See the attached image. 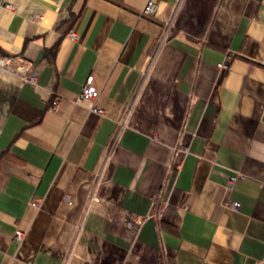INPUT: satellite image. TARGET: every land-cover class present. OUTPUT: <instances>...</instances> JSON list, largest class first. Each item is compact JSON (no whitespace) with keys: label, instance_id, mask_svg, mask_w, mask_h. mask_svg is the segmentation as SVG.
<instances>
[{"label":"crops","instance_id":"1","mask_svg":"<svg viewBox=\"0 0 264 264\" xmlns=\"http://www.w3.org/2000/svg\"><path fill=\"white\" fill-rule=\"evenodd\" d=\"M147 1L0 7V264H264V0Z\"/></svg>","mask_w":264,"mask_h":264},{"label":"built area","instance_id":"2","mask_svg":"<svg viewBox=\"0 0 264 264\" xmlns=\"http://www.w3.org/2000/svg\"><path fill=\"white\" fill-rule=\"evenodd\" d=\"M2 6H6V7H11L10 4H7L4 2V0H0V7ZM158 10V5L154 0H148L147 3L145 4V7L142 10V13L144 15H154ZM74 36V35H73ZM15 58L13 57H2L0 58V67H6L8 69H12L13 71L21 74L26 80L27 82L30 83H35L36 79H37V70L34 67H31L29 65H18L16 67L13 66V61ZM232 59V57L230 55H227L224 59V61H222L221 63H219V66L222 68H227L228 66V62H230ZM100 95V92L98 90V88L93 84V78L92 76H90L87 81L85 82V84L82 87V90L79 94V99L82 100H90L92 101L94 104L91 108V110L98 112V113H103V110L96 105V101L98 99ZM57 103V100H55ZM238 175H232L229 179L228 182V187L230 189H232L235 185V183L238 180ZM68 202H70V200L67 198ZM38 199H34L32 200V205L37 206L38 205ZM231 207L238 209L240 207V203L238 201H233L230 204ZM126 225L129 228H133L134 227V221L133 220H127L126 221ZM22 232L20 230H17L16 232V236L15 238L17 240H20L22 237Z\"/></svg>","mask_w":264,"mask_h":264}]
</instances>
